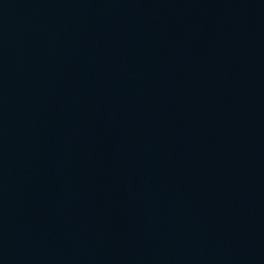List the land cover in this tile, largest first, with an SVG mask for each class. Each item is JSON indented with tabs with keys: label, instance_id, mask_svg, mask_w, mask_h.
I'll use <instances>...</instances> for the list:
<instances>
[{
	"label": "water",
	"instance_id": "95a60500",
	"mask_svg": "<svg viewBox=\"0 0 264 264\" xmlns=\"http://www.w3.org/2000/svg\"><path fill=\"white\" fill-rule=\"evenodd\" d=\"M0 264H264V0H0Z\"/></svg>",
	"mask_w": 264,
	"mask_h": 264
}]
</instances>
